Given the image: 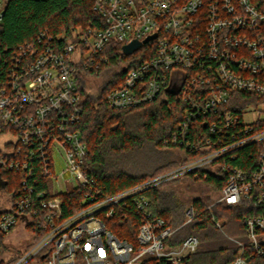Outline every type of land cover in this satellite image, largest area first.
Wrapping results in <instances>:
<instances>
[{
    "label": "built area",
    "instance_id": "1",
    "mask_svg": "<svg viewBox=\"0 0 264 264\" xmlns=\"http://www.w3.org/2000/svg\"><path fill=\"white\" fill-rule=\"evenodd\" d=\"M93 10L98 21L77 28L73 40L40 31L0 70V233L20 224L30 237L41 234L0 264H186L200 242L178 232L197 217L193 205L173 227L154 214L146 192L192 174L224 180L207 210L224 204L251 213L246 241L231 239L240 247L231 264H249L247 252L264 259V0H93ZM4 11L0 0V22ZM134 41L137 50L151 42L145 50L154 53L136 67L119 61L126 73L106 102L120 111L173 97L184 117L172 142L193 159L107 195L85 170L80 85L110 65L112 42L123 52ZM250 146L256 161L238 165ZM59 155L61 177H69L52 187ZM65 196H73L68 214Z\"/></svg>",
    "mask_w": 264,
    "mask_h": 264
},
{
    "label": "trees",
    "instance_id": "2",
    "mask_svg": "<svg viewBox=\"0 0 264 264\" xmlns=\"http://www.w3.org/2000/svg\"><path fill=\"white\" fill-rule=\"evenodd\" d=\"M98 18L99 15L93 10V0H5V11L0 22V70L18 45L31 41L40 31H47L55 38L65 35V42H68L74 39L73 33L77 28L95 24ZM149 46L152 47L151 42L133 55H126L116 42H112L106 52L111 63L95 76L100 80L96 92L89 90L86 83L80 85L83 113L79 130L88 149L85 170L107 195L132 188L181 162L193 159L172 142L184 117V106L173 97L168 101L160 97L147 105L120 111L111 109L106 102L107 93L122 82L126 73L118 66L119 61L130 63L129 68L136 67L154 53L149 54L145 50ZM254 150V146L242 150L236 163L239 165L243 160L254 163ZM185 178L195 184H206L210 190L209 197L187 201L178 189H174L176 187L170 186ZM172 183L149 190L146 195L151 199L154 214L163 217L173 227L184 222L186 208L193 205L197 217L178 232V239L193 235L200 242L186 264L233 263L240 247L231 239L246 241L243 219L251 213L224 204L207 210L225 185L220 178L209 175L203 179L201 175L196 179L192 174ZM15 188L16 185H12L10 189ZM72 198H63V208L67 214L71 210ZM213 217L223 223L221 229L217 228ZM117 234L122 237L118 231ZM40 237L41 234L32 235L27 246L19 251L20 254ZM6 238L0 233V255L8 251ZM246 256L249 264H264V259L251 258L248 252ZM43 262L40 258V263Z\"/></svg>",
    "mask_w": 264,
    "mask_h": 264
},
{
    "label": "rangeland",
    "instance_id": "3",
    "mask_svg": "<svg viewBox=\"0 0 264 264\" xmlns=\"http://www.w3.org/2000/svg\"><path fill=\"white\" fill-rule=\"evenodd\" d=\"M181 71H175L172 75L173 81H172V89L174 91L178 90V82L181 81L182 77ZM94 79H88L86 81V87L89 90H92L96 92L97 88L99 87L100 80L97 77H93ZM177 84H176V83ZM251 118V117H250ZM177 153L176 151H174ZM173 152V154H175ZM175 155H178L175 154ZM54 166H55V176L51 180V186L52 187H59L58 183L63 186L64 179L69 177V174L65 173L64 177H61L62 172H64V158L59 156H56L54 159ZM189 178H185L182 181H179L177 183H172L170 186L176 187L174 189H178V191L185 197L187 201H190L194 198H206L210 195V190H208L206 184L204 183H198L195 184L191 180H188ZM16 184L15 181H13V185ZM180 184L182 187H180ZM173 189V190H174ZM68 189L66 187L62 188V191H67ZM188 208V207H187ZM186 208V209H187ZM223 224V223H222ZM30 236L27 233V231H24V229L18 225L15 232L7 236L5 239V244L8 247V251H6L5 256L4 254L0 255L7 257L8 261L12 260L14 257L21 255L20 250H23L27 244L30 241Z\"/></svg>",
    "mask_w": 264,
    "mask_h": 264
},
{
    "label": "water",
    "instance_id": "4",
    "mask_svg": "<svg viewBox=\"0 0 264 264\" xmlns=\"http://www.w3.org/2000/svg\"><path fill=\"white\" fill-rule=\"evenodd\" d=\"M156 35L150 37L149 39H152L154 38ZM149 39H146L144 41V43H146ZM142 43L138 42V41H134L133 43L129 44V45H126L123 47V52L126 54V55H131L132 53H134V51H136L140 46H141ZM0 186L2 187H5L6 186V183L4 181H2L1 179V175H0Z\"/></svg>",
    "mask_w": 264,
    "mask_h": 264
}]
</instances>
